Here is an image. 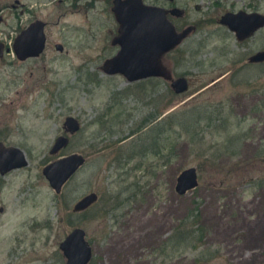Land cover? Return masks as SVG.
Returning <instances> with one entry per match:
<instances>
[{"label":"rangeland","instance_id":"374dc122","mask_svg":"<svg viewBox=\"0 0 264 264\" xmlns=\"http://www.w3.org/2000/svg\"><path fill=\"white\" fill-rule=\"evenodd\" d=\"M144 1L181 11V17L170 16L178 31L195 27L164 60L175 79L189 81L185 94L176 95L162 79L129 84L103 72L105 61L120 50L112 44L119 29L114 0H0V44L5 47L0 143L22 149L29 160L28 167L0 175V264H66L60 245L76 228L85 230L92 247L90 264H195L194 252L173 260L170 252H162L194 201L202 204L210 230L207 247L222 256L209 264H264V189L248 185L249 179L264 177V166H242L229 174L216 171L222 162L208 160L229 136L249 133L251 139H264V63L248 62L264 50V28L239 42L219 24L227 12L264 14V0ZM38 20L47 23L46 50L20 61L14 40ZM222 107L227 126L218 120L203 123L192 144L185 132L168 133L162 138L164 152L149 157L127 184L123 169L109 170L140 133L162 121L168 129V115L202 109L217 117ZM68 117L79 121V133H65ZM64 135L69 146L51 155ZM252 148L243 149L245 159ZM74 154L84 156L86 164L57 195L43 170ZM189 168L197 169L200 186L181 196L177 178ZM132 184L138 198L106 216L114 207L109 197ZM92 192L99 201L90 212L73 213L75 203ZM98 204L101 210L94 211Z\"/></svg>","mask_w":264,"mask_h":264},{"label":"water","instance_id":"95a60500","mask_svg":"<svg viewBox=\"0 0 264 264\" xmlns=\"http://www.w3.org/2000/svg\"><path fill=\"white\" fill-rule=\"evenodd\" d=\"M174 2V0H168ZM0 8V14H1ZM112 12L119 25L118 35L113 39V46H119V52L105 61L103 72L108 76H122L129 84H135L151 79H162L171 83L176 95L189 91V81L184 77L174 78L172 71L165 65V57L176 50L195 30L188 27L178 31L170 16L181 17L183 13L178 9H166L145 3L144 0H114ZM3 17L0 15V24ZM219 24L236 35L239 42L253 37L264 28V14L259 12H227L219 19ZM47 23L38 20L23 30L14 40L13 51L20 61L39 58L46 50ZM60 52L64 51L61 44L56 45ZM3 47H0V56ZM250 64L264 63V50L252 55ZM64 130L71 135L81 131V124L74 117H68ZM70 138L59 136L50 153L57 155L67 148ZM86 158L74 154L63 157L43 170V175L54 192L62 193L66 184L85 166ZM29 166L26 153L14 146L0 143V175L7 176L13 171ZM200 186L199 173L196 168L183 171L177 178L176 192L183 196L196 190ZM99 201V195L89 193L77 201L73 213L81 214L88 211ZM3 212V209L0 210ZM85 230L74 229L61 243L66 264H90L93 250L86 238Z\"/></svg>","mask_w":264,"mask_h":264},{"label":"trees","instance_id":"16d2710c","mask_svg":"<svg viewBox=\"0 0 264 264\" xmlns=\"http://www.w3.org/2000/svg\"><path fill=\"white\" fill-rule=\"evenodd\" d=\"M223 109L224 107L220 109L221 112H219L217 117H213L214 114L210 111L202 109H185L168 115V129L166 121H162L157 122V124L150 129L148 128L147 133H140L138 137L139 140L132 143L128 150H120L116 159L109 166V170L111 172L115 170L118 172L119 169H123L122 176L124 177L123 181H125L123 184H127V181L134 172L143 170L146 160L149 157H156L164 152L165 144H163L162 138L163 136L166 137L168 133L185 132L186 135L191 137L190 143L192 144L198 141L199 134L194 132L203 123L206 122L208 125H212L218 120L219 122L222 121V126H227L229 121L224 118V114L222 113ZM111 115L112 114L108 113L107 116L111 117ZM119 115L122 116V114ZM248 134L249 133H239L229 136L225 143L219 145V149H213L212 159L209 158L208 160H213L215 165L218 161L222 162V164L217 166V172H227L231 174L234 170L242 166L243 168L255 167V169L261 167V165L264 166V139L254 140L251 139ZM180 136L182 135L180 134ZM246 147H253V153L250 158L247 159L243 157L244 152H242ZM208 153L210 152H207V154ZM248 185L264 189V177H253L249 179ZM135 186L136 184L128 185V187L124 189L121 188L114 196L109 197L108 203H112L114 207L106 212V216H109L112 212L117 211L119 208L124 207L126 204L131 203L132 200L138 198V194L132 192ZM102 201L104 202V200ZM201 206V203L194 201L187 213L178 220L172 232L163 243L164 247L162 252L164 255L170 252L171 259L173 260L176 258V254L194 252V254H196L194 259L195 264H209L214 259L222 258L219 250L211 251L207 247L210 230L204 220ZM98 210H101L99 204L94 208V211ZM89 212L90 211H87L85 214Z\"/></svg>","mask_w":264,"mask_h":264},{"label":"flooded vegetation","instance_id":"af4514ba","mask_svg":"<svg viewBox=\"0 0 264 264\" xmlns=\"http://www.w3.org/2000/svg\"><path fill=\"white\" fill-rule=\"evenodd\" d=\"M1 11H2V9H1ZM1 14H2V12H1ZM1 14H0V15H1ZM2 23H3V21H2ZM2 23H1V24H2ZM1 24H0V25H1ZM0 47H3V50H4V48H5L4 45H3L2 43L0 44ZM3 56H4V55H2V56H0V57H3ZM26 61H27V60H26ZM23 62H24V61H23ZM65 133H67V132H65Z\"/></svg>","mask_w":264,"mask_h":264}]
</instances>
